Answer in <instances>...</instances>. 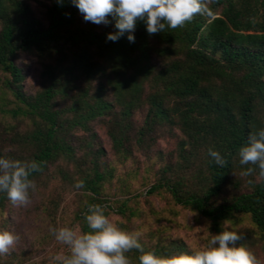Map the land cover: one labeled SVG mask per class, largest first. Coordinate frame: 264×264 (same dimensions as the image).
Masks as SVG:
<instances>
[{
  "label": "trees",
  "instance_id": "16d2710c",
  "mask_svg": "<svg viewBox=\"0 0 264 264\" xmlns=\"http://www.w3.org/2000/svg\"><path fill=\"white\" fill-rule=\"evenodd\" d=\"M208 5L214 18L197 14L157 33L138 20L130 42L127 34L108 40L115 21H85L71 0H0V156L42 162L30 194L45 190L52 220L64 193L78 191L73 222L80 233L90 230L89 203L105 205L122 228L140 230L134 221L145 215L142 198L156 220L140 237L145 251L190 252L160 224L181 210L212 233L230 227L243 237L238 244L264 256V176L239 156L264 128V0ZM28 58L39 65L35 90L25 84L33 72ZM210 147L225 157L223 166ZM127 162L130 172L118 175ZM249 168L255 171L246 174ZM125 176L148 188L134 194ZM81 179L84 187L76 188ZM113 181L123 198L110 202ZM152 199L165 202L170 218ZM11 203L0 193L1 209ZM126 255L139 264V250Z\"/></svg>",
  "mask_w": 264,
  "mask_h": 264
},
{
  "label": "clouds",
  "instance_id": "9594fccd",
  "mask_svg": "<svg viewBox=\"0 0 264 264\" xmlns=\"http://www.w3.org/2000/svg\"><path fill=\"white\" fill-rule=\"evenodd\" d=\"M64 0H58L63 3ZM83 15L85 21L96 24H110L115 21L116 31L109 32L107 39L116 41L127 34L130 42L135 41L138 20L146 22L149 33L177 28L191 21L197 14L214 18L208 0H71ZM216 164L223 166L225 157L220 151L208 150ZM242 165L258 164L260 175L264 176V128L253 133L249 142L239 150ZM42 162L35 159L21 161L0 156V193H6L14 204L28 205L30 190L36 185L31 174L40 171ZM255 169L249 168L246 174ZM83 179L76 182V188H83ZM89 231L78 233L72 227L53 228L58 241L69 246L70 254L61 264H132L127 252L139 250V264H260L255 253L242 243L241 234L230 227L212 233L199 248L190 252L172 255L145 251L140 241V231H130L114 223L105 212V205L89 203L83 213ZM210 225V221L208 222ZM19 239L15 232L0 230V254L8 253Z\"/></svg>",
  "mask_w": 264,
  "mask_h": 264
},
{
  "label": "rangeland",
  "instance_id": "374dc122",
  "mask_svg": "<svg viewBox=\"0 0 264 264\" xmlns=\"http://www.w3.org/2000/svg\"><path fill=\"white\" fill-rule=\"evenodd\" d=\"M27 60L30 62L29 65L33 72L28 74L25 84L30 90H35L39 83L37 71L39 65L34 59L28 58ZM0 98H3L1 94ZM99 133L105 150H108V139L102 131H99ZM130 168V162H127L124 166H118V175L129 173ZM125 178L128 183H131L134 194L144 193L148 188L142 185L141 179L134 180L133 176H125ZM108 192L112 197L114 196V198H110V202L114 199L123 198L118 191V183L116 181L112 182ZM78 194V191H67L64 193L63 201L60 204L54 220L44 211V206L47 202L45 190L38 194L31 193L30 203L26 206L11 203L6 204L2 209L0 208V230L8 229L19 236L15 246L8 253L0 254V264H50L53 260L62 261L65 256L70 254L69 246L58 241L52 229L67 226L74 228L80 233L78 224L73 222L74 212L79 204ZM151 204L155 211L166 216V219L170 218L169 213L164 211L166 208L164 201L152 199ZM138 206L145 215L134 221V227H140V230L135 231H140L143 235L150 228L155 227L156 220L154 215L148 212L147 208L149 205L142 198L139 199ZM108 216L114 223L121 220L115 213H111ZM5 222L7 225L3 228ZM172 222L170 223L163 219L160 221V224L169 226L168 232L170 236L181 239L189 247L190 251L199 248L206 242L209 230L204 221L198 220L193 215L179 210L178 216ZM253 252L260 261V264H264V256L261 250L256 248L253 249ZM13 254L17 255V257L13 258ZM18 259L20 263H18Z\"/></svg>",
  "mask_w": 264,
  "mask_h": 264
}]
</instances>
